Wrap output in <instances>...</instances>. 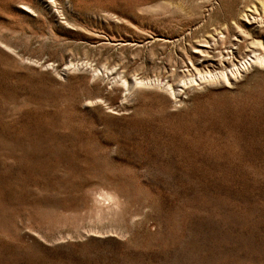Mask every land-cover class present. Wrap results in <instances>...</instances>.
<instances>
[{"label": "rangeland", "instance_id": "1", "mask_svg": "<svg viewBox=\"0 0 264 264\" xmlns=\"http://www.w3.org/2000/svg\"><path fill=\"white\" fill-rule=\"evenodd\" d=\"M0 264H264V0H0Z\"/></svg>", "mask_w": 264, "mask_h": 264}, {"label": "bare ground", "instance_id": "2", "mask_svg": "<svg viewBox=\"0 0 264 264\" xmlns=\"http://www.w3.org/2000/svg\"><path fill=\"white\" fill-rule=\"evenodd\" d=\"M198 52H201V50L199 49V50L196 51V53H198ZM252 59L253 58H250L248 60L249 62H247V64L253 63L254 61ZM243 65H245V63ZM241 69L238 67L235 70L229 71V73H221V74H216V75H213V76L211 75V76L205 77V78L207 79V81L208 80H217V79H223V80H226L227 81V80H229V77H232V78L236 77V75L240 72ZM201 79H204V77L201 78Z\"/></svg>", "mask_w": 264, "mask_h": 264}]
</instances>
